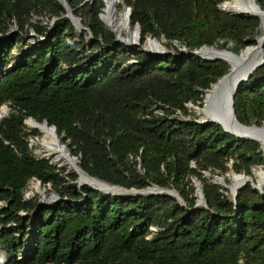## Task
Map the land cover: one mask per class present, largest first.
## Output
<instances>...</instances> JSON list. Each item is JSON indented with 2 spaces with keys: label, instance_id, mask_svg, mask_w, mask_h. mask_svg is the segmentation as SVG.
Returning <instances> with one entry per match:
<instances>
[{
  "label": "trees",
  "instance_id": "1",
  "mask_svg": "<svg viewBox=\"0 0 264 264\" xmlns=\"http://www.w3.org/2000/svg\"><path fill=\"white\" fill-rule=\"evenodd\" d=\"M122 1L140 45L163 39L188 52L239 54L260 34L257 18L221 11L226 0ZM66 2L88 30L79 37L57 0H0V107L9 108L0 120V264H264V195L247 184L234 202L205 177L264 169L259 145L177 115L190 116L188 104L203 107L229 66L177 49L153 57L115 45L100 20L102 0ZM256 2L264 10V0ZM234 104L240 124L264 126V64ZM30 118L54 126L89 176L128 190L174 189L186 206L169 196L78 188L74 171L33 156ZM32 179L59 201L26 198ZM193 180L206 207H195Z\"/></svg>",
  "mask_w": 264,
  "mask_h": 264
},
{
  "label": "bare ground",
  "instance_id": "2",
  "mask_svg": "<svg viewBox=\"0 0 264 264\" xmlns=\"http://www.w3.org/2000/svg\"><path fill=\"white\" fill-rule=\"evenodd\" d=\"M102 2L103 8L100 17L106 25L105 27L113 32L117 40L124 41L131 50H136V47L139 44L138 30L132 29L130 27L128 12L125 9L120 12L117 10L116 6L118 3L121 4V0H102ZM221 9L225 12L233 14L242 13L246 15V17L255 16L260 22V28H262L264 23V13L259 8H257L256 0H226L221 5ZM125 34H127V37H125ZM144 48L145 52H148L151 55L159 56L160 54H166L164 48L156 40H148L144 45ZM249 50L250 49H248V51ZM230 52L231 51L227 49L212 47L202 49L198 52V55L201 57V59L203 58L207 60L221 61L231 67L238 63L241 57L239 54H235L233 56L230 54ZM258 53L260 54L259 51L255 54ZM206 94L208 95L209 92ZM190 109L196 113L200 123L213 120L212 115L207 109L206 105L202 108L190 106ZM6 113L7 108L1 107L0 118H2V116H4ZM25 125L30 129L37 130L40 134V136L37 137L34 142V144L38 147L37 153L39 158L47 159L52 163V165L58 168L73 170L74 168L78 167V164L72 159L67 147L62 143L61 139L57 136L52 128H49L44 123H37L33 119L27 120ZM244 131L253 139L260 143L262 142V134H264L263 131H258L255 128ZM79 182L82 184V186L87 185L104 193H109L110 195L121 196L124 194V192L119 189L109 188L96 181L90 180L84 175H81ZM245 182H251L260 191L264 192V169L261 168L254 170L251 177H242L241 175L232 177L231 185L229 186L230 195L233 196L237 189Z\"/></svg>",
  "mask_w": 264,
  "mask_h": 264
},
{
  "label": "water",
  "instance_id": "3",
  "mask_svg": "<svg viewBox=\"0 0 264 264\" xmlns=\"http://www.w3.org/2000/svg\"><path fill=\"white\" fill-rule=\"evenodd\" d=\"M57 1L62 4V6L64 7V9L66 11V13L63 17L68 18L72 22V24L75 27L77 32L81 33L82 31L87 30L86 28H84L81 25L80 19L73 15L72 9L67 4L66 0H57ZM91 1L92 0H85L84 3H89ZM121 4L123 5V9H125L128 12V19L130 20V17H131L130 8L126 7L122 0H121ZM219 8L221 11H223L221 9V6H219ZM257 8H259L261 10V8L258 6V4H257ZM261 11L264 13V10H261ZM223 12H225V11H223ZM226 13L231 15V16H235V17H239V18H256L255 16L246 17V15H244L242 13H237V14L228 13V12H226ZM53 22L51 24H53ZM134 28L138 30V35L140 37V28L138 26H135ZM262 30H263L262 34L256 38V45L255 46H248V47L244 48L243 50H241L239 52V56L241 57L239 62L236 63L234 66L229 67L228 72L225 75H223L220 79H218L217 82L211 86L210 90H207L205 92L203 106H205V105L207 106V109L211 113L213 120L205 121L203 123L196 121V123L200 124L202 127L214 124V125L222 128V130L225 134H228V135H230V136H232L238 140L255 142L259 145L260 150L262 151L263 156H264V134H262L263 135L262 142L260 143L257 140L253 139L252 137H250L244 131V130H249V129L255 128L258 131L261 130L264 132V126L259 127L256 124H253L251 126H244V125L240 124L236 118L235 109H234L235 96L239 90V87L248 80V78L253 74V72L258 67H260L264 64V50H263V48H264V23L262 25ZM119 43L126 45V43L124 41H119L116 39L115 45H118ZM204 48H212V47H203V48H200V49L192 51V52H188L186 48H183V50L181 52L187 53L189 56L195 55L197 57H200L198 55V52ZM136 49L145 52L144 45L138 44ZM248 49H250V50L248 51ZM258 51L260 52V54L259 53L255 54ZM145 53L151 55L148 52H145ZM166 54H169V53H166ZM230 54L233 56L235 55L231 52H230ZM151 56L158 57L155 55H151ZM203 60L214 62V60H207V59H203ZM207 92H209L208 95L206 94ZM189 106H193V105L189 104ZM42 123H44L48 126L46 121H43ZM49 128H52L54 130V132L57 134L56 128L54 126H50ZM59 138L62 140L64 137L60 136ZM64 145L67 147V149L69 151L68 144H64ZM71 157L73 160L76 161L77 164L79 163V161L76 157H74V156H71ZM41 160H45V161L49 162V164L52 165V163L50 161H48L47 159H41ZM73 171L78 175V188L82 187V184L79 182V180H80L81 175H84L87 178H89L90 180L96 181L102 185L109 187V188L121 190L122 192H124V194L121 196H136V195L169 196V197L175 199L180 204V206H186V203L184 202V200L180 197V195L174 189H161L157 186H152V188H146V189H142V190H135V189H129L128 190V189H125V188H122L119 186L110 185V184L105 183L103 181H100L96 178H93V177L89 176L87 173H85L79 166L74 168ZM234 176H238V174L234 175ZM239 176H240V174H239ZM241 176L244 177V176H246V174L243 173ZM221 180L222 179H220L219 182ZM214 184L221 185L220 183H215V182H214ZM247 184H249L253 190L257 191L261 195H264V192L260 191L251 182H245L233 194L232 199L234 202H235L238 191ZM84 186H87V185H84ZM194 186L196 188V193H197V201H196L195 207H206V201H205L204 196L202 194V190L200 189L199 183H195ZM88 187H90V186H88ZM90 188L95 190V191H99L98 189H95L92 187H90ZM100 192H102V191H100ZM105 194L110 195L109 193H105ZM121 196H119V197H121ZM51 199L54 201H59V197L53 192L51 195Z\"/></svg>",
  "mask_w": 264,
  "mask_h": 264
},
{
  "label": "rangeland",
  "instance_id": "4",
  "mask_svg": "<svg viewBox=\"0 0 264 264\" xmlns=\"http://www.w3.org/2000/svg\"><path fill=\"white\" fill-rule=\"evenodd\" d=\"M223 4V3H222ZM221 4V5H222ZM220 5V6H221ZM259 6V5H258ZM260 7V6H259ZM116 8H117V10L120 12V11H123L124 9H123V5L122 4H117V6H116ZM262 10V9H261ZM100 20H101V17H100ZM102 21V20H101ZM102 23L104 24V22L102 21ZM130 24V23H129ZM104 26H106L105 24H104ZM130 27H131V25H130ZM107 30H109L107 27H105ZM132 29H135L134 27H131ZM260 29H262V28H260L259 27V31H260V34H259V36L262 34V32H263V30H260ZM15 31V29H14V27L12 28V33ZM110 31V30H109ZM111 32V31H110ZM82 33V32H81ZM81 33H79L78 32V37L81 35ZM113 33V32H112ZM33 37H34V34L33 33H30L29 34V37L27 38V42H29V43H32L33 44ZM125 37H127V34H125ZM138 39H139V44H140V37H139V35H138ZM148 40H155V39H151V38H147L146 39V41H145V43L143 44V45H145L146 44V42L148 41ZM157 41V40H156ZM157 42H159L160 44H161V46L164 48V50H165V52L166 53H175V50L177 49L178 51H182L183 50V47H181L180 45H178L177 43H172V46L171 47H167L166 46V41L165 40H160V41H157ZM124 46H126V45H124ZM126 47H128V46H126ZM233 47V44L232 43H228V45H227V48H232ZM217 48V47H216ZM14 53H16V51H14ZM160 55H165V54H160ZM159 55V56H160ZM1 107H5V108H7V113L4 115V116H2V118H0V120H2L3 118H5V117H7V115H8V113H9V108L6 106V105H3V106H1ZM0 107V108H1ZM202 108V107H201ZM187 110H188V113L190 114V116H182L180 113H177V115H178V117L179 118H181V119H183V120H191V119H196V121H199L198 120V116L196 115V113L194 112V111H192L191 109H190V106H189V104L187 105ZM29 120V119H28ZM27 121V120H26ZM25 121V122H26ZM26 126V125H25ZM27 128V132H30V131H32V130H35V129H30V128H28V127H26ZM37 131V130H36ZM38 132V131H37ZM40 136V134H39V132H38V137ZM37 139V137L35 138V139H28V142H29V148H30V151H31V153L33 154V156L36 158V159H40L39 158V156H38V153H37V146L34 144V142H35V140ZM32 143V144H31ZM262 167L261 166H253L252 168H251V171H250V176H247V177H251V175H252V172L254 171V170H257V169H261ZM62 169V168H61ZM63 169H65V168H63ZM263 169V168H262ZM66 170V173L67 172H70V171H73V170H67V169H65ZM234 175H237V174H234L232 171H229L226 175H224V176H220V175H218L217 173L215 174V175H213V176H210V174H208V173H206L205 174V177L207 178V179H209L210 180V182H212V183H220L223 187H225V188H228V190H229V186L231 185V178L232 177H234ZM239 175V174H238ZM240 175H242V174H240ZM220 179H222L220 182H219V180ZM194 181V185H195V183H198V182H196L195 180H193ZM199 186H200V184H199ZM37 187V188H36ZM150 188H152V187H150ZM200 189H201V186H200ZM36 190V191H35ZM40 191V192H39ZM33 193H37V194H39V196H40V198H41V202L43 203V204H45V205H47V204H55L57 201H54V200H52L51 199V195H52V190H51V188H50V186H46V187H43L38 181H36V180H34V179H32L30 182H29V185H28V188H27V191L25 192V197L26 198H28V197H30L31 195H33ZM196 196H197V193H196Z\"/></svg>",
  "mask_w": 264,
  "mask_h": 264
},
{
  "label": "built area",
  "instance_id": "5",
  "mask_svg": "<svg viewBox=\"0 0 264 264\" xmlns=\"http://www.w3.org/2000/svg\"><path fill=\"white\" fill-rule=\"evenodd\" d=\"M0 206L2 207V206H4V204L3 203H0Z\"/></svg>",
  "mask_w": 264,
  "mask_h": 264
}]
</instances>
